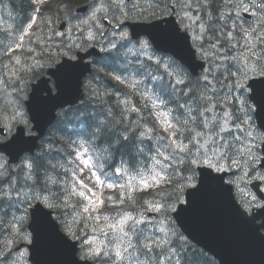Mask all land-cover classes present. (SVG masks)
Here are the masks:
<instances>
[{
    "label": "snow or ice",
    "instance_id": "6c2138e0",
    "mask_svg": "<svg viewBox=\"0 0 264 264\" xmlns=\"http://www.w3.org/2000/svg\"><path fill=\"white\" fill-rule=\"evenodd\" d=\"M152 4H157V0H150ZM197 3L199 5V8L205 12L207 15V21L201 22V17H195L193 18L191 15H189L187 12L185 13V16L187 19L191 21L188 28L190 30L194 29L196 25H199V31L196 32V34L192 37L193 41H200L204 38H206L209 34L215 38V40H220V36L216 35V32H221L224 35V40L221 41L219 45L213 44V47L216 50V54L219 56L220 48H224L226 46L231 47V41L236 40V44H239V40L237 39L238 36L241 34L236 32L235 29L237 27H240L239 24H235L231 28H226L225 24L219 23L218 27H216V31H210L214 25L212 23H209L210 21H213L215 19L217 22L221 19L220 14V2L219 0H197ZM248 0H244V3L242 5H235L234 7H242L243 12L245 14H251L252 8L247 6ZM187 7L189 10L191 9V5H181V7ZM112 5H109V8H111ZM142 6L140 4V0H118V2L115 5L116 12L113 13V19L116 18V15L120 12H127L129 16L132 15L134 11L137 9H140ZM252 7H255L257 9H264V0H259V2H254ZM169 8L168 5H164V11H167ZM103 9H97V11H102ZM172 10L175 11V5L172 6ZM155 14V13H153ZM245 16L242 15H235V19L237 21L243 19L244 24L247 25V28L243 29V36L245 34L249 35L250 38L253 39V42L256 40L260 41V44L257 45V47L264 49V18H258L259 19V26L254 27V20L257 19L254 15H252L253 19H244ZM264 17V16H262ZM228 20H233V14H228L227 16ZM91 19H96V14L94 13ZM183 19L181 20V23H183ZM87 23V22H85ZM123 26L124 24H121V35L120 39L125 40L128 38V33L123 32ZM160 26V25H159ZM161 35H167L169 34V29L166 27L160 26ZM229 33H231V40H229ZM177 38L180 40H186L187 34L183 37L179 36L178 32L174 33ZM99 36V33H97ZM89 40H96L97 37L93 36L92 34L88 35ZM100 39V37H99ZM36 43L37 46H39L38 41L33 42ZM245 45L248 46L247 41H245ZM199 48L201 49V56L202 58L207 55V50L204 49V44L200 43ZM256 48L252 49L251 55H246L243 57H231L230 59L224 60L220 64V68H223V71H220L218 74H213L211 67L209 69V72L207 75L203 77V84L201 85L202 88V96H203V108H208L212 106L211 111H204L203 115H201V101L196 98V90L195 87H192L190 81L185 80V76L188 75L187 69L191 68L190 64H188L183 57L176 55V60L172 63L168 64L166 67L162 69L163 75L156 76V79L158 81H162L163 79H167L170 81L169 85H164L161 83L159 87L161 88V91H165L167 87L170 86H183L182 91L184 88H187V97L188 99L193 100V105L195 106V110L193 109V105H189L187 100L184 101L183 105L179 101H177V107L176 110L180 112L181 116H185L186 114H190L192 116L196 117V120L192 122L196 125V127L200 128L201 131L204 128L205 124L210 125V130L212 133H215V135L212 136L210 140H207L205 143V136L197 135V137L201 140H203V143H200L198 146L196 144H192V147L197 148V154L195 155L194 159L204 168L207 169V171H204L203 173H200V180L205 177V173L208 174V176H213L212 171L215 170L216 172H222L225 171L226 168L230 169L233 166L241 167L239 160L237 159V156L240 157V159L245 160V166H244V174L249 175L247 172V168L252 167L257 162L261 163V167L264 168V160H262V155L260 153H257L255 150V143L251 144H244V140L240 139L239 137H235L232 135V129L230 127V124L233 123V117L235 116V106L234 103H229L228 97L232 96L233 93L236 92V86L237 85H243L244 80L248 78L250 74H264V51H262L258 56L255 51ZM193 55H195L193 53ZM255 57V58H254ZM50 58V54L46 59ZM241 61H244L243 63ZM157 71H161L160 69V63L159 61H156ZM226 64V67H225ZM64 66H61V68L57 69V72H60ZM201 69H203V65H200ZM224 72L229 73L228 79H231V73H235L239 79L233 81L231 87H228L227 80L224 82L223 88L217 89L213 86V81H215L216 84H220L221 78L224 76ZM194 75V73H192ZM55 75V74H53ZM208 76H212L211 83L209 82ZM114 79L117 80L118 83L123 84L124 80H120L117 77H114ZM264 80V79H261ZM141 83V82H138ZM90 87V86H89ZM248 88L249 85L247 86ZM227 89V91H225ZM252 89V88H250ZM243 95V87H241V91L239 93L238 97H234L235 99L241 98ZM159 99V98H157ZM243 104V101H241ZM227 105L228 107L232 108V112H228L224 110V106ZM164 104L157 105L155 102H153L152 107H164ZM135 111V109H133ZM163 115V114H161ZM207 117L205 120L204 118ZM239 130V129H238ZM245 132V138L248 136H251V133H248L247 130H244ZM231 137V139H229ZM129 137L124 136L123 141L127 142ZM177 139H179V136L177 135ZM186 140L192 141L195 139L191 135V131L189 130V135L185 137ZM240 143L243 145L242 149H236L235 144ZM177 151L179 153L184 154L183 164L184 166L181 168L182 172H191L192 171V164L193 159L189 158L192 155V148L188 147L187 145H177L176 146ZM70 155L75 156V152L73 151L70 153ZM167 159V158H166ZM229 161L227 166L222 163L223 161ZM76 160L75 162H77ZM40 167H43V163L39 160H30L27 164L22 165L21 172L26 173L24 176L25 180H29L32 177H36V182L39 183V176L37 175L38 169ZM259 169H257L258 171ZM174 171V170H173ZM252 175H255V172L251 173ZM213 178L219 179L222 183L224 181V176H213ZM260 179H264V176L259 177ZM81 179H83V176H81ZM156 180L161 179L160 174L157 173ZM186 179H190L187 176L181 177V181H184ZM242 179V178H241ZM3 183H10L9 180V174L7 172V169L3 168V166H0V184ZM48 183L52 184L55 190H58V184L57 180L52 179L51 176L48 177ZM239 187V184L237 185ZM15 191V189H13ZM43 191H51L47 184ZM248 193H244V196H247ZM21 197L24 201L25 208H27L31 202V199H35V196H32L29 198V195L27 193H21ZM57 199H59L57 197ZM47 202V200H46ZM37 208V207H36ZM35 208V210H36ZM34 210V211H35ZM162 210L161 207H153L151 211L153 212H160ZM33 211V212H34ZM33 212L31 215L33 216ZM28 213L25 212V215ZM167 217H165L166 219ZM23 217H21L22 221ZM2 221V220H0ZM20 221H17L16 217H13V224H17ZM139 225L141 229L145 233H148V229L151 227L154 230L147 235L143 236L144 243L142 247L140 246L139 239L136 241V244H133L132 241L128 242L129 247H131L133 250H138L141 255L145 257V260L142 262V264H196L195 254H193L191 257H188L186 254V251H191L190 247L187 248L185 251V246L187 242L185 240L181 239V236H176L175 240L170 239V226L166 225L163 220L159 221L157 224H151L149 221H139V220H130L128 223V227L124 229L125 232L129 231L131 229L133 232H135V226ZM171 234L175 235V230L171 229ZM159 237V238H157ZM90 245L92 242H89ZM16 253L19 252L18 249L15 250ZM15 253H8L4 254L2 251H0V264H15V261H13V255ZM130 251L121 250L119 247L112 253L111 259L114 261V264H126V261L129 260V257L131 256ZM90 255L94 258V260H98L101 257L105 255L104 250L101 247L94 248ZM19 258V257H18Z\"/></svg>",
    "mask_w": 264,
    "mask_h": 264
},
{
    "label": "trees",
    "instance_id": "16d2710c",
    "mask_svg": "<svg viewBox=\"0 0 264 264\" xmlns=\"http://www.w3.org/2000/svg\"><path fill=\"white\" fill-rule=\"evenodd\" d=\"M221 1L222 0H219L220 8H222L223 4ZM159 3L162 4V0H159ZM0 4L5 10L8 8L12 10V14H15L18 20L23 17H25L24 19H28L30 14L34 11V0H0ZM240 43L241 40L239 41V44ZM231 44H236V40H232ZM130 52L136 54V51L131 47L126 49L124 47H119L118 50L115 49L112 52L106 53L103 57L101 68L107 75H124L127 68L134 67L132 63H128L125 59L128 58ZM149 63L150 62L143 63L142 68H144L146 72L145 75L142 76L143 81L146 79L156 80V76L163 75L161 63V71H157L156 64L150 65ZM190 80L191 82L196 81L193 79ZM165 81L166 83H164V85H169L167 84V79ZM170 88L176 93V97L180 99L172 98L171 102L174 103L172 106L173 108L176 109L177 101L183 105L184 101L187 100L189 105H193V100L188 99L187 97L188 89L184 88L182 91L181 88L183 87L181 86L177 87V89L175 86L167 87L165 90L167 92V99H170V95L168 94ZM195 90L197 93L196 98L203 101L201 98L202 89L195 88ZM127 91H123L122 87L113 83L111 80L104 79L101 92L99 93L102 98H98L96 101L92 102V105H89V101L86 100L85 102L87 104L84 106H79L76 110L70 109L68 111V116L63 114L64 118L60 119L57 126L63 131L66 130L67 123L71 128H73L72 125L76 128H81L82 131L77 129L80 140L100 158L101 166L104 171L107 172L108 178L112 180L114 184L125 182L130 175L143 176L153 171V168L157 167V154L160 151V148L164 149L165 154L168 155L169 158L166 160L165 164L161 166V169L165 171L166 177L160 179L161 184L159 189L156 191V188H150L144 192L136 191L133 195H127L126 193L122 194V189L119 188L113 193V199L110 202L107 199L105 208H109L110 205L119 203L116 208L114 207L111 209L126 211L127 213L137 215L140 209L149 206L150 201L156 199L159 202H162L164 204V209H166L164 210L165 216L167 217L166 225L170 226V239L175 240L176 236H181V239L187 242L185 251L189 247L191 249V251H186L187 256L191 257L195 254L196 264H214L211 257L191 245L182 236L171 219V210L182 200L184 191L188 185V181H181L180 178L187 176L188 174H194L193 166L191 172H182L181 168L184 166L183 153H179L177 149H170L171 146H164L159 141H154L151 137L143 134L148 122L151 120L148 113H146V111H141L143 115L136 116V114L132 113L126 105H122L120 99H116L115 97L120 96L121 93L124 94L127 92V96H130L132 100H136V96L133 93L134 91ZM91 107L92 114L95 116H92L89 112ZM142 107H144V105H142ZM193 107L195 106L193 105ZM191 120V115H185L179 122L180 126L184 127L186 123ZM151 122L153 121L151 120ZM185 130H192V126L185 128L184 131ZM124 136L129 137L127 142L123 141ZM179 140L184 145L192 142L186 140L185 137H179ZM57 154H59L58 150L53 151L51 155L48 156L47 159L50 160L49 163L40 159L41 155H38V157L34 159L43 163V167H40L37 173L41 185H44L49 176L52 178L56 176V170L59 166V162L55 160V155ZM189 158H192V155ZM49 189L51 191H48V193L54 195V193L60 190V186H58V190H55L53 186L49 187ZM155 195H157V198H154ZM3 209H6V207H3ZM72 215L69 206L60 209L58 219L61 221L62 226L70 222L68 218L72 217ZM81 223L82 221L76 230H81ZM171 229L175 230V235L171 234ZM86 230L87 226L85 232ZM153 230L154 229L150 227L148 233ZM148 233H145L140 227H135V232L129 229V231H123L115 237L122 243L123 250L132 253L129 260L126 261V264H135V262H140V259L142 262L145 260V257L141 255L138 250H133L129 247L128 242L132 241L133 244H136V241L139 239L140 246L142 247L144 243L143 236Z\"/></svg>",
    "mask_w": 264,
    "mask_h": 264
},
{
    "label": "water",
    "instance_id": "95a60500",
    "mask_svg": "<svg viewBox=\"0 0 264 264\" xmlns=\"http://www.w3.org/2000/svg\"><path fill=\"white\" fill-rule=\"evenodd\" d=\"M159 25L168 28L169 34L161 35ZM175 32L181 37L186 35L180 34L171 20L166 25L153 23L132 26L134 36L148 35L158 49L181 56L187 63L195 65L188 37L180 40ZM62 66V70L74 74L76 78L89 71L88 66L82 63L66 62ZM251 87L252 100L257 105V117L264 128V81L252 82ZM45 88L46 83L39 86L40 91ZM58 88L59 94L53 98L56 105L44 110L38 118L43 130L54 120L56 108L73 105L80 98L79 95L72 97L76 93L74 89L69 96L63 88ZM22 143L18 139L15 147L24 145ZM204 171L207 170L201 172ZM213 176L205 173L199 187L187 195V205H181L174 214L177 222L190 239L213 253L220 264H264V209L252 217L247 216L236 204L232 188ZM260 220L261 224L258 223ZM30 228L34 234L33 244L29 247L33 264H90L76 258V247L60 232L51 213L38 207Z\"/></svg>",
    "mask_w": 264,
    "mask_h": 264
},
{
    "label": "rangeland",
    "instance_id": "374dc122",
    "mask_svg": "<svg viewBox=\"0 0 264 264\" xmlns=\"http://www.w3.org/2000/svg\"><path fill=\"white\" fill-rule=\"evenodd\" d=\"M97 9H100V8H97ZM97 9H95L94 12L90 13V15H88L86 18L83 19L84 22H87L88 29H90L91 26H93L94 22L97 21V14H98ZM94 13L96 14V19L95 20L91 19V17L93 16ZM184 17H186L185 16V12H184ZM2 19H3V16H0V24L4 23V22H1ZM190 23H191V21L186 18V20H185V28H188ZM82 25H84V24H82ZM2 29L3 30H8L9 27L7 25V26L2 27ZM89 34H92L94 36L93 30H88V35ZM30 48H31L30 44L26 45V46L24 45L22 47V49L25 50V51H29ZM33 49H35V45L34 44H33ZM21 63H22V61H21V57H20L19 54L18 55H12L4 62V64H3L4 68L0 67V73L2 75H6L9 80L11 78L13 80H15L17 78V68H18L19 65H21ZM4 82H5V79H0V85L4 84ZM7 96H9V93H8ZM24 96H25L24 94H21L19 96L20 100ZM6 101L8 103L9 109L12 112H15V114H14L15 118L19 119V121H22L23 120V114H21L20 112L15 111L17 109L16 106L19 104L17 98L16 97H12V99H11L10 97H8L6 99ZM161 114H163V113L159 112L158 115L161 118L162 122L165 124L166 118H165L164 115H161ZM206 129H209L208 125H207ZM205 137H206V139H205V143H206L207 140L211 139L212 135L210 133L209 134L207 133V134H205ZM201 143H203V141ZM4 161H5L4 159L0 158V166H3V168H6V164H5ZM94 184L99 188L100 182L97 179L95 180ZM76 189L78 190L80 195L85 199V206L84 207H85V211L88 213V215L91 216L92 212H94V211L97 212V209H98V207L100 205V198H99V194L94 190L95 188H91L90 189L88 184L84 183L81 179H78V186H76ZM75 215H77V213ZM98 218H99V214L97 213L96 214V219H98ZM11 230L13 231L12 237H17L19 240H22V239L26 238V233L22 232V227L19 226L18 224L12 225L11 226ZM93 247H95V248L99 247V243L95 242ZM25 256H27L26 251L18 252V254H15L16 262H18V264H27V263L24 262V257Z\"/></svg>",
    "mask_w": 264,
    "mask_h": 264
},
{
    "label": "clouds",
    "instance_id": "9594fccd",
    "mask_svg": "<svg viewBox=\"0 0 264 264\" xmlns=\"http://www.w3.org/2000/svg\"><path fill=\"white\" fill-rule=\"evenodd\" d=\"M142 42L146 46V44H147V38L146 37L145 38H142Z\"/></svg>",
    "mask_w": 264,
    "mask_h": 264
},
{
    "label": "bare ground",
    "instance_id": "6f19581e",
    "mask_svg": "<svg viewBox=\"0 0 264 264\" xmlns=\"http://www.w3.org/2000/svg\"><path fill=\"white\" fill-rule=\"evenodd\" d=\"M183 25H185V20H184V22H183Z\"/></svg>",
    "mask_w": 264,
    "mask_h": 264
}]
</instances>
